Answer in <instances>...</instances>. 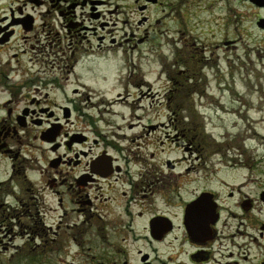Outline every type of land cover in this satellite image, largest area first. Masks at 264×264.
I'll return each instance as SVG.
<instances>
[{
	"label": "flooded vegetation",
	"instance_id": "flooded-vegetation-1",
	"mask_svg": "<svg viewBox=\"0 0 264 264\" xmlns=\"http://www.w3.org/2000/svg\"><path fill=\"white\" fill-rule=\"evenodd\" d=\"M47 1L60 3L54 14L59 31L53 35L43 24L37 35L35 31L23 40L27 42L29 36L48 40L44 45L50 56L56 48L68 52L70 62L57 67L63 69L61 76L54 72L55 60L33 62L34 51L26 45L15 48L17 53L8 61L0 59V165L9 163L7 178L0 179V208L4 209L3 220L11 221L12 227H6L4 236L18 241L20 245L13 246L19 248L18 254L31 260L57 257L62 264H264V188L246 193V183H231L236 179H230L231 167L224 164V157H191L200 148L193 152L178 143L182 137L191 146L199 137L191 128L178 126L177 118L187 111L176 104L177 109L168 110L166 122L158 115L149 118L150 125L130 123L127 128L133 135L129 136L119 133L118 126L106 141L107 135L95 127L96 116L83 113L73 99L86 100L79 89L92 88L89 93L95 96H89L90 101L108 100L102 93L97 97L99 90L86 83V74L94 72L81 68L83 59L100 51L111 52L115 44L121 48L116 52L125 51V58L129 52H143L145 45L169 38L167 25L172 24L176 39L171 42L177 60L171 66L163 63L159 73L169 87L155 95L141 93L143 86L151 92L153 83L144 78L140 66L127 62L112 100L142 101L156 96L169 103L181 100L183 81L194 79L196 66L209 60L208 34L201 46L194 35L199 37L210 29L214 36L217 27L221 39L216 48L226 50L245 44L247 38L264 37V0ZM104 3L114 4V11L108 12L121 16L119 24L113 23L118 30L123 25L124 40L119 43L109 38L99 22L105 18L99 10ZM77 7L83 10L80 15ZM9 12L0 15V31L3 21L25 33L34 31L35 19L15 16L20 10ZM125 17L134 20L124 21ZM87 22L91 26L85 25ZM183 27L188 28L192 40L196 39L192 44ZM59 33L62 39L57 41ZM14 34L11 30L0 37V48ZM189 47L192 53H185ZM200 52L203 55L199 58ZM77 53L87 55L78 59ZM206 67L203 64L202 69ZM172 68L178 71L173 73ZM203 74L200 81L209 80L207 73ZM58 96L63 100L55 101ZM81 122L92 129L82 127ZM137 128L139 131H134ZM168 129L181 135L174 139ZM162 132L163 141H158ZM190 133L194 136L187 138ZM100 140L106 146L97 152ZM39 143L41 148L47 146L49 155L42 159L38 171L33 157ZM124 143L136 148V157L126 156L129 147ZM166 145L185 149L190 164H184L182 170L180 161L184 158L159 159L154 156L157 153L150 152L151 146L164 152ZM37 180L44 183L41 189L35 188Z\"/></svg>",
	"mask_w": 264,
	"mask_h": 264
},
{
	"label": "rangeland",
	"instance_id": "rangeland-1",
	"mask_svg": "<svg viewBox=\"0 0 264 264\" xmlns=\"http://www.w3.org/2000/svg\"><path fill=\"white\" fill-rule=\"evenodd\" d=\"M103 1L111 3L112 0ZM113 1L116 3V0ZM104 4L105 5H102V7L99 6V10L104 13L105 18L99 22L106 27L104 32L110 36L109 38L111 39L113 37L117 39L116 43H119L124 40L123 25H120L121 29L118 30L115 25L113 27V23L115 24L117 22L119 24L118 18H121V16L113 14V12L111 14L108 12L114 11V4ZM53 5L55 7H52ZM59 5V2L56 4L52 3L51 5L47 0H0V15L2 17L9 15V11L12 9L15 11L20 10V15H16L17 12H15V16L17 17L23 16L25 19L32 17L36 20L33 23V26L35 25L33 27L34 31L28 32L29 34L21 30L19 26L5 24L4 21L1 22L4 24V29L0 31V37L3 35L6 36L5 34H8L11 30H13L15 34L11 37L8 44L0 48V59L5 62L8 61L9 58L17 53L14 51L15 48L26 45L27 48L34 51V53L31 54L33 62H38L37 60H39V63H42L55 60L56 70L54 69V72L57 77L61 76L63 69H58L57 67H63L65 62H70V55L68 52L56 48L53 49L54 53L50 56L44 45L48 40L44 38H32L30 36L27 38V42L23 40V36L34 35L35 31V35H37L43 24L48 25L45 27L46 31L52 29L51 33H53V35L57 33V31H59V25L54 14L57 13ZM185 10H189V8ZM82 12L83 10L77 7L76 14L80 15ZM2 17L0 18L2 19ZM193 18L194 17H191V20H193ZM3 20H5V18H3ZM127 20L133 22L132 20L134 19L125 17L124 21ZM183 20L184 19H181V22H183ZM93 23L97 22L94 21ZM105 23L109 25L106 26ZM85 25L91 26L89 22ZM167 28L170 32L169 38L165 36L159 41L156 40V43H154L155 46L153 44L145 45L143 49L145 51L143 52H136L134 54L129 52L125 58V51L120 50L116 52L117 49L121 48L115 44L111 52L100 51L83 59L80 64L81 68H91L93 69L92 72H94V75L91 74V72L86 74V83L93 85L92 87H96V89L99 90L97 97L102 93L108 96V100L106 102L96 98V100L93 99L90 101L89 96H95L91 94L94 89H79L82 94L85 95L86 100L83 97L75 98L74 96V104L77 106L79 105L83 113L96 116L95 127L102 130L100 134L107 135V138L111 137L112 132L118 131V126L121 129L118 131L119 133H125L128 136L130 134L133 135V131L127 128L130 123H136L139 126H141L140 124L150 125L148 122L150 121L149 118H159L158 115L160 116L161 122H166L169 111H171V109H177L175 106L177 104L178 107L187 111L185 113L181 112L180 117L177 118L179 122L178 126L191 128L192 132L198 133L199 137L190 146V141L188 139L179 138V135H181L180 132L176 133L168 129L166 130L168 131V135L172 136V138L178 135V143L180 142V145H184L186 149L191 148L193 152L195 148H200L199 153H195L191 157L199 156L201 158L200 160L203 158L224 157V164L231 167L229 172L230 179H236L235 182L231 181V183H246V193L250 191L256 192L260 186L264 188V37L247 38L245 44H238L236 48L231 47L228 50L224 48L217 49L216 47L220 44L219 40L221 39L219 33L215 31L217 27H214L212 32V34H215L214 36H211L210 29H206V34H201L199 37L198 35H194L195 38H198L202 42L198 40L199 46H201V44L206 43V35L208 34V39L210 41V46L208 47H210L209 49L211 50L206 53L209 60H203L204 63L202 62L207 65L205 68L206 70L204 71V69H202L203 64H200L196 66V72H194V74H196L194 75L195 78L191 79L188 83V80L183 81L186 83L180 89L183 96L181 100H178L179 102L173 101L169 103L161 101L158 100L159 98H157V96L155 98L144 97L142 101H132V98H127V101L112 100L113 95L118 92L117 89H120V84L118 83L120 78L126 73L124 72V67L127 62L129 64L135 62L137 67L140 66L144 78L153 83L151 92L148 91L147 86H143L141 87L143 89L141 93H151L150 95H155L157 93H163L164 89L169 87V85L165 83V76H160L159 74L163 65L171 66L173 62L177 60L175 57V45L171 42V40L176 39L174 38L176 37V28L172 24H170V26L167 25ZM183 28L184 31H186L183 32L186 33L192 44L196 39L193 38L194 40H192L191 36L187 33L188 28ZM112 29H114L113 34L110 32ZM47 33L48 32H46V35H48ZM59 36L61 38L55 36L57 41L62 39V34L59 33ZM92 42L95 44L94 39H92ZM57 43L58 42L55 44ZM62 43L63 46L66 44L64 41H62ZM4 50L6 53L2 52ZM185 53H192V48L189 47L186 49ZM80 55L83 57L87 54L77 53L75 57L79 59ZM202 55V52H200L199 58ZM23 61L24 60L20 59L19 62L22 63ZM176 68H172L173 73L178 71ZM203 72L207 73L206 77H208L209 80L205 78L200 81L201 77H205ZM65 75L66 73L64 72L63 76L65 77ZM188 75H192V71H188ZM186 76L187 75L184 74V80ZM131 89L133 91L136 90L133 88ZM104 90L106 92H104ZM89 91L91 93H89ZM192 94H195V97L192 98ZM62 100L63 99L58 96L55 101L60 102ZM167 104H170L171 108L168 107ZM132 114L141 115L142 119L137 120ZM80 124L82 127H87L86 129H92V126H86V124L82 122ZM134 131H139V129L137 128ZM94 135L95 134H93L92 137L98 140V137ZM191 135L194 136L192 133L187 134V138ZM163 136L164 133L162 132L161 137H158L157 140L163 141ZM109 138L106 141H110ZM216 140L219 141V143ZM222 142L225 144H220ZM197 144L200 145L198 146ZM38 145V149L35 151L38 155H34L33 165L39 171L43 165L42 159L47 157L49 152H47V146L42 145L41 148V143ZM124 145L129 147V151L125 152L126 156L129 158L136 157V148L129 146L127 143H124ZM103 146H106L105 142L100 140V148L96 151L102 150ZM130 149H132V151H130ZM184 151L182 147L175 148L173 145H166L165 151H160V153L155 147L151 146L150 149V152L157 153L154 156H156V158L160 157L159 159H166L167 157L174 159L181 157L180 160H183L184 158V162L180 161L183 166H181L182 170L186 167L184 164H190L189 162H191L189 159L190 156L185 154ZM237 164L238 166H236ZM8 174L9 163L1 164L0 179L7 178ZM33 179L36 181L37 177L34 175ZM37 183L36 189H41L44 185L43 182H39L38 180ZM3 210V208H0V227H2L3 224L2 229H4L0 231V264H62L61 260L57 257L52 260L41 258L31 260L28 257H21V253H19L20 255L18 254L19 248L13 247L18 245V241H10V235L8 237L4 236L6 227L10 229L12 227L11 221L6 219L3 220ZM1 221L4 222L2 223ZM14 231L15 229H13L12 233H14ZM5 247L7 248L5 249Z\"/></svg>",
	"mask_w": 264,
	"mask_h": 264
}]
</instances>
